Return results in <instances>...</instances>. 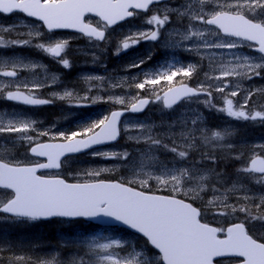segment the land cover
<instances>
[{
	"label": "snow or ice",
	"instance_id": "obj_1",
	"mask_svg": "<svg viewBox=\"0 0 264 264\" xmlns=\"http://www.w3.org/2000/svg\"><path fill=\"white\" fill-rule=\"evenodd\" d=\"M162 0H0V13L10 14L14 11L25 13L29 17H35L43 22L49 32L55 29L71 28L97 41H106L105 32L111 25L138 13L129 9H139L145 12L150 10L151 5H159ZM235 11H232V10ZM174 12L183 21L189 20L184 34L178 31L169 34V39H162L160 29L169 23L168 13ZM247 12V15L242 14ZM86 13L94 14L100 18L95 26L84 20ZM199 21L206 25H215L226 35L243 37L249 41L259 44L257 49L264 53V0H185L184 3L171 8L165 6L163 14H152L147 18L146 23L154 26L150 32L136 31L125 35L116 46L117 54L126 51L139 44L141 40L160 41L165 48L181 46L183 41L193 38L202 43L196 45L197 49L203 48H236L235 42L218 43L205 39V30H197L193 22ZM15 26H0V33H11ZM24 36V33H17ZM28 38L6 40L0 35V49L12 46L35 47L43 51L69 67V60L62 53L67 48V40H49L53 42L45 44L32 43L33 38L39 39L40 32L29 31ZM172 36H180L179 41L172 39ZM95 47V45H94ZM192 51L191 47L187 48ZM151 59V55L148 56ZM239 63L232 65L222 64L221 74L210 79L223 80L227 77H246L251 79L253 75L260 76L264 70V63H254L248 57H236ZM144 59L133 60L129 67L139 68ZM11 66L12 70H7ZM42 67L26 64L22 59H3L0 54V76L15 78L18 68L32 69ZM244 69V71H237ZM195 66L189 65L187 69H178L171 73L145 74L142 82L135 83L138 89H144L146 85H156L160 79L171 81L178 72L185 76H191ZM58 77L53 76L55 83ZM86 80H100V77H86ZM181 88H169L165 93V106L171 108L174 103L185 97L198 96L201 92L211 96L203 87L193 89L187 85ZM27 87V85H25ZM41 85H33V89ZM227 83L215 87V91L224 93L228 88ZM9 84L0 85V98L9 101H19L25 105H47L52 100L35 98L19 91H5ZM264 94V89L257 90ZM171 93V97H169ZM73 94L66 91L59 99L71 97ZM236 90H231L225 95V108L219 111L226 112L228 116L236 119L252 120L259 119L264 123V111L247 112L255 92H249L239 105V110L234 108L233 101L228 96H237ZM159 98V97H157ZM112 98L109 97V100ZM95 102V101H94ZM114 103L124 104L123 99L117 98ZM148 100L142 99L139 104H132L131 111H140ZM206 103H209L206 101ZM213 107H215L213 105ZM264 108V105L261 106ZM122 115L119 111H113L110 116H105L71 133H60L66 141L63 144H38L30 148V151L37 156L48 158L47 163H38L35 167H22L0 158V189L10 190L0 193V213L6 214L0 217V221H9L13 224L32 225L45 220H57L67 224L71 228L77 227L76 221H89L100 225L124 226L134 230L145 238L146 244L137 251L135 245L126 247V242L121 239H109L101 243L98 238L91 240H67L68 245L79 244L86 248L84 255L74 257L69 264H264V239H256L250 234L257 228H264V195L258 198V202L249 195L237 196L239 201H253L251 205L230 204L227 195H217L220 188L216 187L223 181V176L213 169L204 170L199 162H190V150L197 148V145L220 146L214 142L223 141L225 135H231L226 131L212 132L208 135L206 131L198 126L199 117L189 121L177 120L169 126L165 138L153 133L150 125L138 124L126 128V132L136 131L138 135L128 138L135 143H144L148 147L142 150L138 161L130 158L127 151L110 153L96 150L91 155L104 159H120L127 162L132 168L133 178L127 183H108L97 181L94 183H66L59 178H45L36 175L37 169L59 168L61 166L59 157L65 153L79 152L92 145L101 144L105 141H114L120 135L121 129L118 126V119ZM96 128L100 132H95ZM33 122L28 120L10 119L4 122L0 115V134H19V139L26 140L30 144L34 139L29 132H36ZM89 133L93 135L88 136ZM199 133V135H197ZM38 135H48L46 132H37ZM77 137H86L77 139ZM227 147L231 148L229 144ZM264 148V145L260 146ZM165 151L173 154V162L169 164L161 161L156 153ZM239 159L240 157H235ZM201 159L215 162L217 159L210 153H203ZM99 169L87 171L89 176H99L102 171ZM238 177L232 188H225V192H235L241 180H254L256 183L264 184V155H256L250 159L247 166L237 170ZM259 174V175H257ZM155 180L157 188L169 189L172 193H183L190 199H201V193L211 191L213 196L207 200L208 210L220 216L243 213L244 221L233 223L226 230L213 228L203 223L200 219L201 209L194 207L192 203L177 199L172 196L149 195L146 192L137 190L130 185L139 183L141 188H151L149 181ZM264 191V189H261ZM224 233V238L219 234ZM147 245L158 250L150 253ZM119 249V251H116ZM121 253H124L123 255ZM220 258V259H217ZM30 258L16 256L14 260L18 264H27ZM38 264H57L55 259L40 260Z\"/></svg>",
	"mask_w": 264,
	"mask_h": 264
},
{
	"label": "rangeland",
	"instance_id": "obj_2",
	"mask_svg": "<svg viewBox=\"0 0 264 264\" xmlns=\"http://www.w3.org/2000/svg\"><path fill=\"white\" fill-rule=\"evenodd\" d=\"M176 2L182 4L180 0H175ZM224 0H220V3H223ZM178 6V5H175ZM232 11H235L234 9ZM242 14L247 15V12H243ZM179 21L176 25L171 24V27L167 28V31L164 33L163 30L160 29L161 38L162 39H169V34H174L177 31L181 34L186 32V28L189 24V20L184 19L181 21L175 14V16ZM172 19V18H171ZM175 19V18H173ZM172 19V20H173ZM195 29L205 30V39L212 42H235L238 46L236 48L228 49V48H203L200 47L197 49L196 45L201 44L202 42L193 38L189 41H183L181 46L177 47H169L165 48L161 45L160 41H153L152 43L150 40H141L139 44L131 47L129 50L135 49H144L146 47L153 48L156 50V54L158 53L163 58L174 55V54H182L184 58H186L182 65L186 69L189 65L195 66V70L193 71V75L196 74L199 76L194 78V76H190L186 79V81H191L194 79L193 83L195 84L196 88H201L206 90V92H210L212 98L210 97H201V98H194L187 100L180 104L178 107L174 108L173 110H164L161 106V102L157 98V92L150 89V93H148V97L151 98L154 102L151 104L150 108L147 112L142 115L141 117H129L126 118L122 123V137L121 140L113 146L100 148L96 150L107 151L110 153H120L127 151L131 154L130 158H135L137 161L140 157L141 151L147 149V145L144 143L137 144L133 140L129 139V136L138 135L136 131L126 132V128H130L133 125L144 124L150 125L152 127V131L154 134L165 138V142L167 143L166 133L168 132L169 126L174 124L177 120H187L189 121V127H192L191 120L199 117L198 126L206 131L208 135L210 129L212 132H221L225 133L226 131L230 132L231 135H225V139L223 141L214 142V144H218L220 146H209V145H197V148L194 150H190V155L198 154L200 161L205 162V166H202L199 163V166L204 169H213L216 168V160L215 162L211 160L201 159L203 153H210L211 155L217 157L219 156V160H222L223 164L220 168V173L223 176V181L220 184H217L216 187L220 188V192L216 193L217 195H227L228 202L230 204H249L251 205L253 201H245L240 199L237 201L236 197H243L245 195L252 196L256 202H258V198L264 195V184L256 185L254 180H241L240 184L237 185L235 192H225V188H232L233 184L236 183L238 177L244 176L245 174L237 172L240 167H245L248 164V161L253 157L254 154L256 155H264V148H261V145H264V138L257 137V135L252 136L253 133V125L256 122L259 125H264L261 123L259 119L256 121L252 120H244V119H236L234 117L228 116L226 112L219 111L220 108H225V95L226 93L230 92L231 90H236L238 92L237 96H228V99L233 101L234 108L239 110V105L243 103L244 97L249 92H255L260 89H264V70H260L262 74L260 76L253 75L251 79L246 77H227L223 80L217 79H210L209 77H216L220 76L222 68V64H228L231 62L232 65L239 63L236 57H248L254 63H264V58L252 52V45L241 41H235L223 38L219 32L213 28L209 27L204 23L199 21L193 22ZM0 26H8L12 27L15 26V30L9 33H0L6 40L12 39H24L28 38L27 33L29 31L32 32H40L37 25L33 22L27 21L21 17H12V18H5L0 17ZM136 26H139L136 28ZM145 31L150 32L152 31L149 28H143V24L137 22L130 23L125 27V29H121L119 31L122 37L118 40V42L129 32H136V31ZM17 33H24V36H19ZM115 32H110L109 35V43L106 46L111 45L110 42L115 40L118 37L114 35ZM172 39L179 41L181 39L180 36H172ZM36 39L33 38L32 42ZM154 45L156 47H154ZM117 46V45H116ZM19 46H12L5 49H0V54H2L3 59L8 60H17L24 55L19 54L18 50ZM191 47L193 50L188 51L187 48ZM114 53H117L115 51ZM165 60V59H163ZM26 64H32L37 66H42L30 61H24ZM113 63H111L112 65ZM165 62L162 61L161 63L157 64V71L159 73H163ZM80 67V68H79ZM62 70L66 68L64 66L60 67ZM76 68L83 69L85 71L81 72L79 76H77V83L78 89H69L66 88L64 90L58 89L53 93V97L59 99V96H62L66 91L71 92L73 95L78 97V100L82 101L83 103L94 105L93 109L87 110V113H83V109H77L71 117H79L81 118V122L75 124L72 128V131H79L81 128L91 124L95 121H99L106 116V113L111 109L109 107L118 106L123 107L127 106L130 103L134 102L138 95L134 93V88H132L128 83V74L131 69L134 67H129V65H114L108 66L106 64L99 63L98 61L94 60L86 65H76ZM78 69V70H79ZM7 70H12L11 66ZM17 73L19 74L21 70L25 72H29V80L30 84H33L35 81L42 80H49L48 84H53L52 77L53 76H46L45 74V67H35L32 69H23L18 68L16 69ZM102 71V72H101ZM237 71H244V69H237ZM86 77H100V80H86ZM27 78V76L25 77ZM259 79L260 82H256ZM21 80V79H20ZM26 81L19 82L8 80L5 77L0 76V85L2 84H9V88L18 89L19 85H27ZM58 82V81H57ZM72 82V81H70ZM75 82V81H74ZM222 83H227L229 85L228 88L225 89L224 93L215 91V87L221 85ZM48 84L46 86L48 87ZM59 84V82H58ZM128 84V85H127ZM133 85V84H132ZM258 86L254 88L253 86ZM134 86V85H133ZM8 89V88H6ZM5 89V90H6ZM111 92V93H110ZM109 97L112 99L109 100ZM66 98V97H65ZM64 98V99H65ZM117 98L123 99L125 101L124 104L114 103ZM261 99L256 103L257 100ZM218 100V101H216ZM95 101V102H94ZM209 102V103H206ZM264 101V94H261V97H257L255 99V105H251L250 101L248 107L244 109L247 112H255V111H264L262 108L261 103ZM5 103L4 99L0 98V115L5 123L8 120H28L33 121L32 116L25 114L24 112L12 110L7 106H4ZM213 105L215 107H213ZM261 109V110H260ZM66 117V115H65ZM83 119V120H82ZM33 127L35 124L33 122ZM36 129V128H35ZM243 130L246 132L243 134L241 138H236L235 134L237 132H243L239 130ZM264 129V126H263ZM211 132V133H212ZM34 132H29L34 139V143H29L26 140L19 139V134H7L3 133L0 134V158H3L7 162H11L13 164L19 165H28L37 163V160L30 159L26 154L27 149L39 141L38 138L33 136ZM199 135V133L197 134ZM231 144L232 147L229 148L227 145ZM201 146H203V153L200 150ZM93 150L81 158H72L67 160L64 163V172L50 174L53 175H60L66 177L68 180L81 183V182H93L98 180H108L114 179L121 183H127L128 180L133 178L132 168L128 166L127 162L120 159H104L99 156L91 155ZM217 156H216V155ZM157 157L161 161H166L169 164L173 162V154L169 152H165L163 150L156 153ZM239 156V159L235 157ZM192 162V161H190ZM229 162V163H228ZM236 162L238 166L235 168L232 167L231 163ZM215 166V167H214ZM231 166V167H230ZM99 169H107L106 171H102L99 176H89L85 173L87 171L99 170ZM216 171V170H215ZM217 172V171H216ZM221 172H229V173H221ZM108 178V179H107ZM114 181V180H111ZM151 188L158 189L156 186V181L151 180L149 181ZM131 187L149 191V188H141L139 183H135L130 185ZM160 190L165 191L167 195H175V197L182 198L186 201H190L195 204H199L204 211L207 213V223L213 225H228L234 222V219L237 217H244L243 213H236L230 214L228 216H220L215 214L213 211L208 210L207 208V200L211 199L213 193L208 191L206 193H201V199H190L189 196H185L183 193H172L169 189L159 188ZM4 191L0 190V193ZM13 224L9 221H0V252H7L8 256L7 264H18L17 261L14 260L16 256H24L26 258H30L27 261V264H38L40 260H52L53 258L57 262V264H69V262L77 256H82L84 253H80L75 248L80 247L82 250H86L85 247L79 244L68 245L65 243L67 240H91L92 238H98L101 243L107 242L104 237L109 239H116L112 238L111 234H103L101 232L96 233L93 236H89L87 238H71V237H63L59 238V247L60 249H53L51 245L47 244L36 235L25 236V235H16V232L11 231L10 227L8 226ZM220 226V227H221ZM9 231L10 234H5V232ZM254 238L256 239H264V228H257L252 231ZM35 241V242H34ZM128 247V246H127ZM74 248V249H73ZM140 250V249H139ZM137 250V251H139ZM116 251H119L117 249ZM122 255L124 253H121Z\"/></svg>",
	"mask_w": 264,
	"mask_h": 264
},
{
	"label": "flooded vegetation",
	"instance_id": "obj_3",
	"mask_svg": "<svg viewBox=\"0 0 264 264\" xmlns=\"http://www.w3.org/2000/svg\"><path fill=\"white\" fill-rule=\"evenodd\" d=\"M175 5H180V3L176 2L175 0L163 1L159 5H154L149 11L145 13H138L137 15L133 16L132 20L128 22L121 23L113 28L108 27L105 32L107 37L106 41H97L94 39L90 40L88 37H85L82 34L71 33L68 31L49 32L46 30L42 21H32L37 25L40 33L42 34L38 40L36 39L34 42H32L33 44L37 42L48 44L53 42V40L68 41L67 48L65 49V52L62 53V55H64L65 58L69 60L70 66L65 70H62L60 67L63 66V64L58 61V58L54 59L49 54L40 51L35 47H18L19 54L24 55L19 59L42 65L46 69L44 75L58 77L56 82L53 84H48L50 81L47 79H41L40 82L33 83L32 85L29 84L27 87H25V85H19V91H22L27 95H32L36 98L49 99L53 102L50 103V105L38 108H30L9 101H6L3 105L11 109H19L20 111L26 112L32 116L33 122L35 124L34 128L37 130L33 133V136L38 138L39 142L65 141L60 136V133H71L73 129L72 127L81 120L79 117H71L73 112H75L77 109H83L82 112L93 109L94 105L83 103L82 101L78 100V97L75 95L66 97L65 99H57L52 96L53 93L58 89H78L77 76H79L81 72L85 71V68L79 69V67L78 70L76 65H86L94 60L108 66L126 65L132 63L133 60L138 61L140 59V55L138 53L139 49L129 51L126 50L120 52L119 54L114 53L116 51L118 40L123 36L119 31H121V29H125L128 24L135 22H137L138 25L139 23L143 24V28L154 30L153 25L146 23L147 18H149L152 14L162 15L165 6L171 8ZM168 14L170 16V21L164 26V28H161L164 33L167 31L166 28H168V26L172 23L171 18L175 16L174 12ZM10 16L24 17L22 14H12ZM10 16L8 17L12 18ZM0 17L5 16L0 14ZM84 20L93 26H95L98 21L102 24L98 18H95L91 15L85 16ZM138 27L139 26H136V28ZM110 32H115L114 35H118L119 38L112 40L110 42L111 45L106 46V44L109 43V35H111ZM49 37L53 38V40H49ZM111 63L113 64L111 65ZM14 80H19L18 75ZM36 84L41 85V87L38 89H33L31 92H29V89H32L33 85ZM46 84H48V87ZM9 90L17 91V89L14 88H8L5 91ZM37 132H46L48 135L41 136L38 135Z\"/></svg>",
	"mask_w": 264,
	"mask_h": 264
},
{
	"label": "trees",
	"instance_id": "obj_4",
	"mask_svg": "<svg viewBox=\"0 0 264 264\" xmlns=\"http://www.w3.org/2000/svg\"><path fill=\"white\" fill-rule=\"evenodd\" d=\"M147 59H148V57H147ZM175 63H177V59H174V62L171 64L172 66L170 64L166 66V68H165L166 73L176 72L178 69H181V68H178L175 65ZM155 66L156 65L151 64L150 59L146 60L143 63V65L140 68H138V74L132 77L134 79L133 85H135V83H137V82H142L145 79V74H157L158 72L155 71ZM181 82L186 83L188 81H186V78H185V75H183V72H178L177 75H175L171 81H168L167 79H160L159 83L156 85H146L144 89H138L134 86V90L136 92V95H139L140 97H144L150 92V89L160 93V91H163L164 89L171 87L175 84H179ZM200 150L203 153L202 147L200 148ZM78 158H81V157H78ZM197 158H199L198 154L191 155V159L193 161L199 162V160ZM216 161L218 163L215 165L216 166L215 170L217 172H220V168H221L223 162H221L222 160H219L218 158L216 159ZM200 162L202 163L203 161H200ZM231 165H233V164L231 163ZM221 173H229V172H221ZM115 179L116 178L111 179V180H115ZM108 180H110V179H108ZM149 191L151 193L165 194V191L160 190V189L149 188ZM199 207H200V205H199ZM200 208L202 209V218L207 219V217H206L207 213L204 211V209L202 207H200ZM240 220L244 221L243 219H240ZM75 223L77 225V227H75V228H71L67 224H63L57 220L46 222V223L38 222V223H35L32 225H19V224L9 225L8 224V226H11L10 230L16 232V235H25V236H30V237H33L32 235L38 236L39 238L44 240V242L51 245V247H53V249H55V250L60 249L59 241H58L59 238H63V237L84 238V237L89 236V234H94L96 231L101 230L100 228H98L96 226L85 224V223L80 222V221H76ZM112 232L117 237L124 239L123 241H125L127 243L126 247L130 246V245H135L136 249L139 250L140 247H142L146 244V242L144 240H142L141 238L136 237V236H134V235H132L126 231L113 229ZM5 234H10V233H9V231H7V232H5ZM147 247H148L150 253H155L148 245H147ZM75 250H77L80 253H84L86 251V250L83 251L82 248H80V247L75 248ZM7 254H8L7 252H0V264H7L9 262L7 260V257H9ZM4 261L7 263H4Z\"/></svg>",
	"mask_w": 264,
	"mask_h": 264
},
{
	"label": "water",
	"instance_id": "obj_5",
	"mask_svg": "<svg viewBox=\"0 0 264 264\" xmlns=\"http://www.w3.org/2000/svg\"><path fill=\"white\" fill-rule=\"evenodd\" d=\"M134 10H137V11H143V10H139V9H134ZM14 12H19V11H14ZM25 14V13H24ZM29 17V16H28ZM30 18H34V19H36L35 17H30ZM38 20V19H37ZM213 26H215V25H213ZM218 28V27H217ZM61 29H70V30H74V29H71V28H61ZM220 31H221V33L223 34V35H226L220 28H218ZM55 30H58V29H55ZM229 36V35H228ZM231 37H237V36H231ZM238 38H241V39H243V40H245V41H248V42H251V43H253V44H256L258 47L257 48H255L254 49V51H256V52H258V53H260V54H262L263 56H264V53H261V52H259L257 49L259 48V44H257L255 41H249V40H246V39H244L243 37H238ZM182 87V85H180V86H175V87H173V88H181ZM166 92H168V90L167 91H165L163 94H162V98H163V105H164V107L166 108V109H168V107H166L165 106V93ZM204 93H202L201 92V94L200 95H203ZM169 97H171V93H169ZM191 97H194V96H191ZM185 98H189V97H185ZM185 98H183V99H180V100H178L176 103H174L173 105H172V107H174L175 105H177L179 102H181L182 100H184ZM142 100V99H141ZM147 100V99H146ZM140 101V100H139ZM139 101H137L136 102V104H139ZM19 102V101H18ZM22 103V102H21ZM148 104H149V100H148V103L146 104V105H144L143 106V108H142V110H140V111H131V109L129 108V110L128 111H119V112H121L122 113V115L119 117V119H118V126H119V123H120V120L122 119V117L123 116H125L126 114H134V115H137V114H141V113H143L144 111H145V109L147 108V106H148ZM171 107V108H172ZM111 115V114H110ZM96 132H100V129H98ZM93 135V134H92ZM91 136V135H90ZM118 139H119V136L117 137V139L116 140H114V141H105V142H103V143H101V144H97V145H92V146H90L89 148H87V149H82L81 151H79V152H74V153H65V154H63V155H61L60 157H59V162H61V160L63 159V158H65V157H67V156H70V155H76V154H82V153H85V152H87V151H89V150H91V149H94V148H98V147H102V146H105V145H109V144H113V143H115L116 141H118ZM64 143H66V142H64ZM45 144H53V145H55V144H63V143H45ZM37 146V145H36ZM36 146H34V147H36ZM30 154L32 155V156H34V157H38V158H42V159H46L47 160V162H48V158L47 157H45V156H37V155H34L31 151H30ZM30 167H35V166H30ZM60 169V167L59 168H49V169H37V171H36V175L39 173V172H45V171H57V170H59ZM67 183V182H66ZM109 183V182H108ZM70 184H75V183H70ZM10 191V190H9ZM45 221H47V220H45ZM89 222V221H88ZM92 223H94V222H92ZM98 225H100V224H98ZM102 226H105V225H102ZM108 226H112V225H108ZM117 226H119V225H117ZM119 227H122V228H124V229H127V230H129L131 233H134V234H136V235H139V236H141L139 233H136L134 230H131V229H128V228H126V227H124V226H119ZM142 237V236H141ZM144 238V237H143ZM145 239V238H144ZM151 246V245H150ZM156 250V249H155ZM156 251H158V250H156ZM217 259H220V258H217Z\"/></svg>",
	"mask_w": 264,
	"mask_h": 264
},
{
	"label": "bare ground",
	"instance_id": "obj_6",
	"mask_svg": "<svg viewBox=\"0 0 264 264\" xmlns=\"http://www.w3.org/2000/svg\"><path fill=\"white\" fill-rule=\"evenodd\" d=\"M21 73V75L23 76V78H25L26 76H27V78H28V76H29V72H25V71H21L20 72ZM70 82V81H69ZM63 87V86H62ZM68 87V86H67Z\"/></svg>",
	"mask_w": 264,
	"mask_h": 264
}]
</instances>
